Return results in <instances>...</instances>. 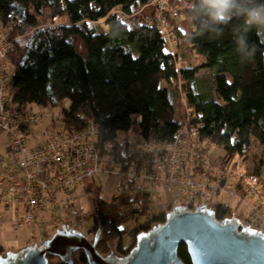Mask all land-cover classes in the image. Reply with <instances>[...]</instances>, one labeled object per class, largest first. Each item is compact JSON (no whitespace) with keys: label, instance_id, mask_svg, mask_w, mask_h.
<instances>
[{"label":"trees","instance_id":"16d2710c","mask_svg":"<svg viewBox=\"0 0 264 264\" xmlns=\"http://www.w3.org/2000/svg\"><path fill=\"white\" fill-rule=\"evenodd\" d=\"M151 1L0 0L1 26L8 28L12 41L7 56L10 83L15 89L12 100L32 103L42 110L59 109L66 128H83L93 121L100 143L115 142L119 133L133 132L142 142L153 141L166 149L176 136L186 139L190 135V148L205 141V154L212 147L220 149L222 154L213 159L214 165L257 176L261 187L264 30L247 33L253 54L246 59L236 45L241 18L222 26L221 35L200 34L196 14L189 13L187 7L182 19L190 23V29L185 32L175 24L176 45L203 55L204 60L196 66L179 67L177 52L168 49L154 21ZM192 2L189 0V7ZM58 17L66 18V22L54 24ZM45 22L53 25L42 27ZM73 37L82 40L85 55L72 43ZM174 88L185 105L179 119ZM185 130L190 134L183 137ZM256 148L261 150L260 156ZM114 153L124 174L129 166L133 172L150 168L152 154L144 151L139 141L118 140ZM241 181L236 180V184L242 185L239 190H243V197H252ZM91 199L89 231L99 233L96 248L101 253L108 252L114 241V251L125 254L137 233L165 218V212L148 215L149 195L134 188L130 180L118 195L103 197L98 187L91 191ZM214 211L218 218L233 213L224 202L216 203ZM142 215L145 219L139 222ZM128 222H134V227L122 228ZM125 232L130 238L127 248L122 242ZM77 255L86 261L83 252ZM178 255L190 264L184 244L179 246ZM48 264L66 263L49 256Z\"/></svg>","mask_w":264,"mask_h":264},{"label":"built area","instance_id":"2783aa9c","mask_svg":"<svg viewBox=\"0 0 264 264\" xmlns=\"http://www.w3.org/2000/svg\"><path fill=\"white\" fill-rule=\"evenodd\" d=\"M174 2L176 5L173 8L163 0H152L151 3L156 9L155 18L165 39L175 36L169 19L183 18L184 10L189 7V0ZM0 28L3 30L0 36V133L7 137V156L0 153V224L8 223L14 230L41 225L74 228L70 226L73 217L85 224L88 214L80 203L78 188L85 185L86 179H92L95 173L102 171L118 177L119 184L113 190L114 195L127 187V180L134 188H144L146 192L159 184L168 186L175 182L180 186V195L192 202L198 201L199 195L208 198L219 191L223 177L234 178V173L236 180L242 177L235 169H229L234 172L231 176L223 171L222 166L214 165L202 151L205 141L201 142V148L195 149V144L190 148L189 141L180 135L166 149L162 144L145 142L143 148L152 153L150 168L133 172L129 166L124 174L121 163L115 159V142H98L93 121L83 128H66L62 120L59 125L52 113L35 109L32 103L21 104L12 100L15 89L10 83L11 65L7 60L12 42L8 28L2 27L1 22ZM48 118L49 122L44 123ZM190 132L184 131L185 134ZM38 138H41L40 141ZM120 179H123L122 183ZM241 179H244L242 183L250 195L262 194L260 199L255 197L257 201L250 205L252 216L249 219L264 225V192L261 191L260 180L253 175H243ZM213 182L216 184L213 185ZM87 194L91 197V190ZM203 205L206 204L199 206ZM261 227L264 231V226ZM38 240L29 235L27 244Z\"/></svg>","mask_w":264,"mask_h":264},{"label":"water","instance_id":"95a60500","mask_svg":"<svg viewBox=\"0 0 264 264\" xmlns=\"http://www.w3.org/2000/svg\"><path fill=\"white\" fill-rule=\"evenodd\" d=\"M82 232L61 225L46 239L0 252V264H48V257L73 263V254L83 252L86 264H186L178 255L184 244L190 264H264V233L242 223L234 215L218 218L207 206L176 205L135 236L125 254L110 249L103 254Z\"/></svg>","mask_w":264,"mask_h":264},{"label":"rangeland","instance_id":"374dc122","mask_svg":"<svg viewBox=\"0 0 264 264\" xmlns=\"http://www.w3.org/2000/svg\"><path fill=\"white\" fill-rule=\"evenodd\" d=\"M163 1L166 2V5L170 8H173L176 5L174 0H163ZM151 3H152V1L150 2V5H152ZM152 11L156 15V9L153 8ZM156 20L157 19L154 18V21L157 23ZM169 20H170V23L172 24L170 29L172 30L173 33H175V24H178L180 27L182 25V29H184L185 32H188V30L190 29V23H188V22L186 23L185 19H182V18L178 19L176 17V18H170ZM65 22H66V18L58 17L55 19L54 24H61V23H65ZM49 25H53V24H49L48 22H45L42 24V27L49 26ZM158 25H159V23H157V26ZM2 31L3 30L0 28V36L2 35ZM20 39L22 42H24L23 37H21ZM165 40H166L168 49L173 51V52H177V54H178L177 66H179V67H182V66L192 67V66H196V65L200 64L204 60L203 55L191 53L189 51V49H187L182 44L180 46L179 45L177 46L176 45L177 38L175 36L172 39L166 38ZM71 41L75 45L77 50L82 55H85V52H84L85 47H84L82 40L78 37H73V38H71ZM201 72L204 73L206 71H201ZM174 83L175 82L173 81L171 85H174ZM172 91L174 92L173 95L175 97L173 100L175 103L176 117L179 119L181 116V113L185 110V105H184V101L182 99V95H181V93H179V90L174 88V89H172ZM66 105H68V102H66ZM35 109H41V108L38 106H35ZM45 111L52 113L53 118L61 126L62 123H61V119H60V114H59L60 110L59 109H57V108L56 109H46ZM49 120H50V118L45 120L44 123H48ZM189 134L190 133H188V135ZM182 135H183V137L186 136L185 133ZM35 136H39V135H35ZM189 136L186 137V139L188 141H189V139H188ZM40 139L41 138H38L39 141H40ZM118 140H121L122 142H124L125 140L130 141V142L139 141L142 143V148H143V145H145L144 144L145 142H142L143 140L141 138H139L133 132L119 133L115 142H117ZM32 142H33V140H32ZM6 144H7L6 135L4 133H0V153L3 154L4 156H7ZM194 144H195V149H196V147L201 148L203 145V143H201L200 141H198ZM143 150L148 151V152H150V154H152L150 150H145V148H143ZM194 151L195 150H193L191 152H194ZM255 152L257 155H259V156L261 155L260 149L256 148ZM221 154H222V151L220 149H218L216 147H212L209 150L208 157H209L210 161L212 162L216 156L221 155ZM143 168L147 169V167H143ZM235 170L238 172L237 168H235ZM223 171H225L226 174L232 176L231 172H233V170L223 169ZM237 174L239 176H242L241 178H243V174L241 172L237 173ZM233 176H234V178L231 177L232 179H230V178L226 179V177L225 178L223 177V179L220 181V184H219L222 188L219 189V191H217L216 193H213L212 195H209L208 198L206 196L199 195L198 201H194V202H192L190 199H187L186 196L180 195V193H181L180 186L175 182H172L173 184L168 185L170 187L159 184L158 186H155L152 191H148V192H146V190L143 188L142 191L146 192L150 196V199H151V202H150V205L148 208V215L157 214L160 212L166 213L168 210L172 209L176 205H184V206H187L189 208H195L201 204H206L203 206H207V207L212 208L214 210L216 203L224 202V203L229 204L233 210L232 214L229 213L226 216L234 215L237 218H239L242 223L249 224L251 228H257L264 233V231L261 227L264 225L260 226V224L257 223L256 221L254 222L251 219H249L252 216V214H251L252 206H250V205H252L255 202L256 198L260 199L262 194L258 193L257 195H255L256 198L254 196H252V197L242 198L243 199L242 200L240 196L244 195L243 190H239L242 187V185L236 184V178L235 177H237V175L235 173ZM262 176H263V179L261 180L262 181L261 191L264 192V169H263V175ZM241 178L237 179V181H241ZM243 181H244V179L241 182H243ZM118 184H119V179L116 176V174L103 172V171L95 173L92 179H86L85 185H82L78 188V191L81 194L80 203L83 205L84 211L88 214L87 218H86V222H85V224H81L79 218L73 217V218H71L70 226H73L75 229L82 231L87 236V238H89L91 240L94 236V234H92L89 231V228L92 226V220L90 217V213L92 211V199L87 194V192H89L90 190L92 191L93 189H96L99 187L101 195L103 197L108 198V197L114 195L113 190L116 189ZM215 184L216 183L213 182V185H215ZM172 185H175V186H172ZM177 186H178V188L176 190ZM257 191L258 192L260 191L259 188ZM196 199H197V197H196ZM257 217H258V215H257ZM254 218L255 217H253L252 219H254ZM144 219H145V215L139 216V218H138L139 222H143ZM154 224L155 223H153L152 225H154ZM134 225H135L134 222H128L126 224H123L122 228L129 230V229L133 228ZM59 227H61V226H56L54 228H50V227H46V226L41 225V226H36V227L30 228V229L22 228V229H18L15 231L11 228H4V226L3 227L0 226V234H2L3 239H5V241H7L3 246L4 251L9 250V249L19 248L20 245L17 244L19 242H21V244L25 245L26 240L28 239L29 235H33L40 240L46 239L53 233V231L56 228H59ZM122 242H123V246L125 248H127L129 246L130 238H129V235L127 234V232H125L122 235ZM109 245L111 246V249L114 250L115 242L111 241ZM108 252H106V253H108ZM106 253H103V254H106ZM73 255H74V259H73L72 264H86V261L83 262L78 258L77 253H75ZM54 259H56V258H54Z\"/></svg>","mask_w":264,"mask_h":264},{"label":"clouds","instance_id":"9594fccd","mask_svg":"<svg viewBox=\"0 0 264 264\" xmlns=\"http://www.w3.org/2000/svg\"><path fill=\"white\" fill-rule=\"evenodd\" d=\"M189 13H195L197 31L200 34L211 32L223 33V27L234 18H241L243 23L236 32L237 51L244 58H251L252 46L247 33L252 30H264V0H194Z\"/></svg>","mask_w":264,"mask_h":264},{"label":"crops","instance_id":"0c3cea01","mask_svg":"<svg viewBox=\"0 0 264 264\" xmlns=\"http://www.w3.org/2000/svg\"><path fill=\"white\" fill-rule=\"evenodd\" d=\"M149 7H152V6H149ZM181 25V24H180ZM181 27H182V25H181ZM0 226L1 227H3L4 226V228H11V229H13L11 226H10V224H8V223H5V224H0ZM19 229H22V228H19ZM28 229V228H27ZM14 230V229H13ZM18 230V229H17ZM16 231V230H15ZM7 241H5V239H3V235L2 234H0V246L3 248V250H4V244L6 243ZM17 244H19L20 245V247L23 245L24 246V244H21V242H19V243H17ZM26 244H27V240H26ZM25 244V245H26Z\"/></svg>","mask_w":264,"mask_h":264}]
</instances>
